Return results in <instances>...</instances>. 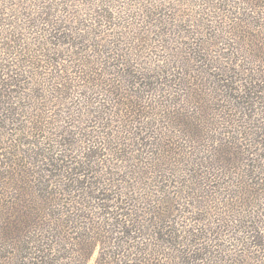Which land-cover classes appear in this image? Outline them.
<instances>
[{
	"label": "trees",
	"instance_id": "1",
	"mask_svg": "<svg viewBox=\"0 0 264 264\" xmlns=\"http://www.w3.org/2000/svg\"><path fill=\"white\" fill-rule=\"evenodd\" d=\"M154 1L0 0V264H264V0L168 4L248 67L161 45ZM209 194L243 213L234 259L190 202Z\"/></svg>",
	"mask_w": 264,
	"mask_h": 264
},
{
	"label": "rangeland",
	"instance_id": "2",
	"mask_svg": "<svg viewBox=\"0 0 264 264\" xmlns=\"http://www.w3.org/2000/svg\"><path fill=\"white\" fill-rule=\"evenodd\" d=\"M170 1L171 0H155L154 1V3L157 2V4L160 6V8L158 10H156V12H155L156 19H154V22H155L154 25H155V27H159L158 30L155 29V27H154L155 33H157L159 31V33L161 35H164V33H167L168 34V35H165L164 37H162L160 39V44L161 45L162 44H165V43H162V41L164 39H166L167 41L169 39L170 40V43L172 45L171 47L174 48L176 46V49L175 50H177V37L179 36L183 42H188L190 44V45L183 44V47L185 46L186 48L199 49V50H202L204 48H209L208 49V54L203 53L204 55H206V56H203V58H206L207 61H210V62L213 61V60L214 61H221L223 63H228V65H232L231 62L234 63L235 62V59H240V64L241 65H242V62H243V64H244L245 67H248L249 66V65H247V62L245 60V59H249V58H247L244 54L241 57H239V58L236 57L237 55H235V50L232 49V48H234V45L235 44L233 46L232 45H229L230 47L228 46V43L227 42H231L230 41L231 40V37H232V34L231 33L229 35L223 34V33H219V35L223 39L222 40V44H224L226 46L220 45L218 47V49H217V48H212L211 47V45H213V42L211 40H209V38H208V34L210 33V31H208L206 28H203L201 26L198 27V25H196L197 23H195V22H192L193 25H191V26H189L188 24H186L185 27H183L182 29H178L177 30V23L180 21V19L177 18V19H175V22H173V19L172 18L175 17L174 14L177 13V12H173V10H168V7H170V5H168V4L169 3H172ZM206 18L208 19V17H205V19ZM209 19H210V23L209 24L211 26V22L213 21V18L209 17ZM119 23H121V25H126L125 28L122 29V32H124L123 37H127V38H130L131 37L132 31L133 32H137L138 27H139V26H136V25L128 26L127 24H125L126 21L123 22V19ZM204 23L208 24V22H206V20L204 21ZM174 25H175V27H173L174 30L171 31V27L174 26ZM145 26H147V24ZM149 26L150 25H148V27ZM112 29L116 33H119L120 32V28L119 27H113ZM167 29H170V30L167 31ZM239 30L242 31L240 28H239ZM182 35L185 36V37H181ZM213 35H214V33H213ZM208 40L210 41L209 44L207 42ZM174 44H175V46H174ZM187 46H189V47H187ZM222 46H224L225 49H229V51L228 52L227 51H223L222 50V48H223ZM250 48H252V47H250ZM153 50L157 52L156 54H158L159 57L160 56L161 57L162 56L163 57L165 56L164 58H167V56H166V53L167 52L164 51L165 48L160 49V47H159V48H157V50L156 49H153ZM238 53L240 54L241 52L239 51ZM148 61H150V60H148ZM171 73H176L177 74V67L175 68V71L174 72L171 70ZM170 80L173 81L174 80V77L173 78L170 77ZM170 80H168V81H170ZM208 83H209V80H205V83L203 84L204 85L203 87H205ZM166 84H167L166 87L159 86V87H156V90L158 88L160 90L166 89V95H170V97H172L173 94H174V92H175L174 91V87H176V86L174 85L173 82H171V83L170 82H167ZM201 84H202V81L198 85V89L201 88ZM167 86H170V87H167ZM209 86L211 87V85H209ZM156 90H154V95H156ZM164 94L165 93H162L161 95H164ZM115 121H118V119L116 118ZM116 126H117V124H114V127H116ZM253 149H254V147L253 146H250V145L246 147V150L249 153H253ZM128 150L130 151L132 149L129 148ZM244 150H245V148H244ZM134 154H135V151L132 153V155H134ZM132 155L128 154L127 157L128 158H132ZM116 158L117 157H114L115 160H116ZM109 159H111V158H109ZM134 164L135 163L133 162V165ZM233 176L234 175H229V180L228 181L234 182L235 180H233ZM175 182L177 183V180H175ZM158 184H161V182L155 183V185H158ZM164 184H165V182H164ZM171 185H173V183H171ZM158 187H163V185H158ZM175 187H177V184L175 185ZM157 189L158 188H155L154 190H157ZM175 189L177 190V188H175ZM174 191H172L169 188V192L170 193H175ZM175 195H176V197L177 196L180 197L177 193H175ZM224 197H225V195H222V194L214 195V196L211 195V194H209L208 196H204V199H203V195H202V197L200 199L198 198V196H194L191 199L190 202H191V204H193L195 206L204 207L207 210L210 209L211 211L215 212V217L216 218L209 220L208 216L204 214V217L203 218H200V220H203L204 221V223H205L204 226L206 227V232L210 234V237H214V238L216 237V238H218L217 239V244L220 245V248H222V250L225 252V253H219V255H221V257L227 256L229 259H231V258L234 259V258H236V257H238L240 255V254H237L235 252L237 246L234 243L235 242H239V241L240 242H244V236L240 232H233V230L231 229V227L235 226V223L233 221H236V219L235 218H232V217H234V215H237L236 213H239L238 214V217H240L243 213L242 212L229 211L226 215H224V213H223L224 211L218 210L217 209V205L215 203H216V201H220V200L224 201ZM228 199H230V198H228ZM176 200H177V198H176ZM200 201H204V202L203 203H200ZM180 202H181V200H177V203H180ZM175 206L177 208L179 207V206H177V204ZM185 208L188 209V210L190 209L187 205H185ZM230 214H232L233 216H230V218L227 219L230 222L228 224L229 225V228H226L225 229V232L222 231L221 229L219 230V228L216 227V226H220L219 223H221V221H219V219H218L217 216L226 217L227 215H230ZM245 216H248V213H245ZM241 220L242 221H249L247 217H245V220H243V219H241ZM263 220H264V217L261 219V221H263ZM166 222H167V224H165V225L170 226V223L172 221H166ZM181 222L182 221H178V223H181ZM261 223L264 224V222H261ZM223 232H224V234H223ZM262 235L264 236V233ZM150 243H154L153 240H151ZM236 244H238V243H236ZM238 248L243 249V247H238ZM97 256H98L97 252H94L91 255V257L87 261L84 262V264H97V258H98ZM71 262L72 261H70V264H71ZM175 263H177V261H175ZM160 264H165V261H160Z\"/></svg>",
	"mask_w": 264,
	"mask_h": 264
}]
</instances>
